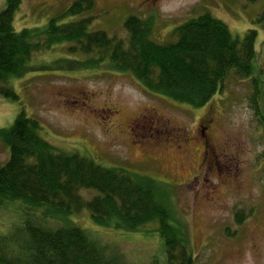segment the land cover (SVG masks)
<instances>
[{"label":"rangeland","instance_id":"obj_1","mask_svg":"<svg viewBox=\"0 0 264 264\" xmlns=\"http://www.w3.org/2000/svg\"><path fill=\"white\" fill-rule=\"evenodd\" d=\"M75 1L23 0L14 26L18 31L43 26ZM93 1V11L65 20L88 18L92 30L105 31L126 44L129 32L124 24L129 16L153 18L152 39L162 44L176 42L175 28L204 14L224 21L240 38L256 29L254 75L261 83L259 105L264 116V25L256 21L264 0ZM6 4L0 0V11ZM71 47L62 42L34 53L30 68L11 81L19 99L0 95V129L12 126L25 111L41 123V135L54 146L92 158L103 167L125 168L159 182L176 215L190 225L196 264H264V130L249 102L250 80L232 70L222 91L202 108H193L150 92L132 74L110 71L107 63L91 67L95 57ZM151 111L160 122L146 129L135 127L133 132L135 122ZM209 117L210 126L204 130L220 165L210 176L201 171L206 150L198 130L201 120ZM9 158L10 148L0 140V164ZM96 193L81 192L88 199ZM26 210L20 202L0 208V234L8 233ZM237 214L244 218L240 225ZM70 218L134 264H147L162 252L156 233L103 228L92 221L88 209Z\"/></svg>","mask_w":264,"mask_h":264},{"label":"trees","instance_id":"obj_2","mask_svg":"<svg viewBox=\"0 0 264 264\" xmlns=\"http://www.w3.org/2000/svg\"><path fill=\"white\" fill-rule=\"evenodd\" d=\"M22 1L7 0L0 11L1 96L18 100L11 81L30 68L34 53L69 42L70 50L95 57L91 67L107 63L110 71L132 74L150 92L193 108H202L222 91L233 70L250 80L249 102L264 130L261 83L254 75L256 29L240 38L224 21L204 14L176 27V42L162 44L152 39L153 18L129 16L124 24L129 32L126 44L122 38L92 30L88 18L65 20L93 11V0H77L45 25L18 31L14 20ZM256 21L264 25V10ZM41 130V123L25 111L12 126L0 129V140L10 148V158L0 164V208L16 202L27 208L8 233L0 234V264H134L70 218L85 209L103 228L156 233L162 252L147 264H196L190 225L176 215L159 182L64 151L47 141ZM83 190L97 193L88 199ZM238 215L240 225L244 218ZM48 219L56 222L50 224Z\"/></svg>","mask_w":264,"mask_h":264},{"label":"flooded vegetation","instance_id":"obj_3","mask_svg":"<svg viewBox=\"0 0 264 264\" xmlns=\"http://www.w3.org/2000/svg\"><path fill=\"white\" fill-rule=\"evenodd\" d=\"M85 99H87V96H85ZM85 99H82V102L87 105L88 104V100L86 101ZM160 122V118H158V114L156 112H149L147 115H144L141 119L137 120V123L135 122L134 127H132V131H135V127H142V128H147L148 125H150V127L154 126L156 123ZM211 123V118H204L201 120L200 124H199V133H200V137L202 138L203 144H204V148L206 150V165L204 167V169L201 171H204V175H211L212 173H214L215 171L219 170V161H218V155H217V151L213 148V146L211 145V141L210 138L207 134V130L210 126ZM161 125V124H160ZM207 129V130H204ZM183 136H185L184 139V144L188 143L189 139L187 138V134H183ZM180 139V138H179ZM182 139V138H181ZM230 174V173H229ZM210 188V187H209Z\"/></svg>","mask_w":264,"mask_h":264}]
</instances>
